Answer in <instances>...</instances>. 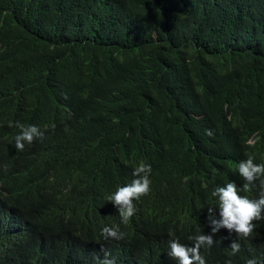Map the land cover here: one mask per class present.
<instances>
[{"label":"trees","instance_id":"obj_1","mask_svg":"<svg viewBox=\"0 0 264 264\" xmlns=\"http://www.w3.org/2000/svg\"><path fill=\"white\" fill-rule=\"evenodd\" d=\"M17 121L46 138L18 151ZM249 156L264 163V0H0V264H170L197 233L206 264H264V220L243 238L207 219ZM141 163L151 191L123 224L106 198Z\"/></svg>","mask_w":264,"mask_h":264},{"label":"clouds","instance_id":"obj_2","mask_svg":"<svg viewBox=\"0 0 264 264\" xmlns=\"http://www.w3.org/2000/svg\"><path fill=\"white\" fill-rule=\"evenodd\" d=\"M20 129L19 134L15 136V148L18 151L25 149V144H32L35 140L41 142L46 138L45 130H41L36 125H25L17 121L14 125ZM206 135L213 136L211 129L206 130ZM152 171L150 164L141 163L133 170L131 183L125 186H118L116 191L107 196L117 208L121 222L127 224L130 218L135 214L134 201L151 191L150 173ZM238 173L245 181L242 186L235 181L226 183L224 186H217L212 191L211 196L215 198V204L208 207V222L213 234L225 228L230 233L235 232L237 236L248 238L252 236L256 229V222L264 220V163H256L254 157L249 156L238 164ZM259 181L260 193L258 198H250L248 195H241L247 192L251 184ZM219 213L217 216L216 208ZM173 236V233H169ZM102 236L105 240H124L126 233L120 230L119 225L105 226L102 229ZM191 246L180 242L178 238L170 239L169 253L167 254L170 264H206L205 258L201 255L202 247H211L216 242L213 235L197 233L190 236ZM232 253L240 251L241 245L236 240L230 245ZM103 251V249H102ZM110 253L105 252V257L100 264H115V258L109 259ZM170 256V257H169ZM175 261H170V259ZM247 264H256L252 259Z\"/></svg>","mask_w":264,"mask_h":264},{"label":"bare ground","instance_id":"obj_3","mask_svg":"<svg viewBox=\"0 0 264 264\" xmlns=\"http://www.w3.org/2000/svg\"><path fill=\"white\" fill-rule=\"evenodd\" d=\"M3 210H6V209H4L3 208ZM13 212H15V211H13ZM14 216H15V214H14ZM25 221V220H24ZM11 222H12V219H11ZM16 222V221H15ZM25 222H27V221H25ZM18 223L19 222H17L16 224L18 225ZM14 224V223H13ZM15 225V224H14ZM3 226V225H2ZM6 226V225H5ZM9 228V227H8ZM11 228H13V225L11 226ZM10 228V229H11ZM30 228V227H29ZM5 229H6V227H5ZM14 230V229H13ZM7 231V230H6ZM33 231H34V229H33ZM36 231V230H35ZM23 233H26V234H28L26 231L25 232H23ZM38 233V232H37ZM40 233V232H39ZM16 234V233H15ZM34 235V234H33ZM35 236V235H34ZM37 236V235H36ZM43 238V237H42ZM24 241H26V240H24ZM36 242H37V240H35ZM36 242H34V243H36ZM40 242V241H39ZM39 242H38V244H39ZM43 242V241H42ZM33 243V242H32ZM98 243V242H97ZM34 245V244H33ZM41 246V245H40ZM90 249L92 250V251H95V255H97V253H96V251L98 250L96 247H90ZM45 254V253H44ZM165 255H167V253H165ZM105 257V256H104ZM109 259H111L112 257H108ZM104 259V258H103ZM175 262H177V261H175Z\"/></svg>","mask_w":264,"mask_h":264}]
</instances>
